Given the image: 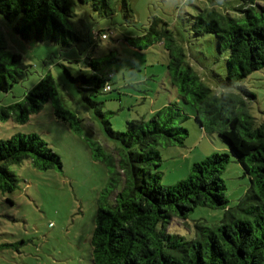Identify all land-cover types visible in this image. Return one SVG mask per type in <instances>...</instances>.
<instances>
[{"label": "trees", "instance_id": "trees-1", "mask_svg": "<svg viewBox=\"0 0 264 264\" xmlns=\"http://www.w3.org/2000/svg\"><path fill=\"white\" fill-rule=\"evenodd\" d=\"M209 1L211 7L197 9L191 30L195 36H214L216 52L224 59L222 81L233 87L264 68V4L257 0ZM84 6L105 18L118 11L125 19L134 16L131 0H0V15L13 23V31L22 40L69 48L82 38L69 28V21ZM185 36L153 18L146 34L130 38L133 47L142 38L147 40L145 48L153 43L163 47L167 83L177 102L153 111L147 120L126 121L124 131L111 128L102 103L95 100L111 91L113 75L97 74L98 63L89 58L91 74L70 77L101 124L103 144L83 134V118L59 106L49 74L22 100L0 107V121L22 124L53 100L55 118L81 137L92 160L105 167L108 180L96 198L89 242L91 264H264V124H258L248 111L247 100L254 96L247 89L213 92L204 84L188 62ZM26 70L22 55L10 50L0 33V91L8 93L22 81ZM178 102L189 106L191 115ZM190 116L202 132L220 138L228 152L211 154L192 164L185 179L162 186L157 147L161 143L182 145L188 135L182 124ZM231 157L248 176L249 187L237 204L227 207L221 174ZM23 160L42 171L61 169L59 156L35 133L0 139V192L10 193L17 187V178L6 164ZM198 206L224 209L223 218L212 226L195 222L189 238L165 231L169 221L185 220Z\"/></svg>", "mask_w": 264, "mask_h": 264}, {"label": "rangeland", "instance_id": "rangeland-1", "mask_svg": "<svg viewBox=\"0 0 264 264\" xmlns=\"http://www.w3.org/2000/svg\"><path fill=\"white\" fill-rule=\"evenodd\" d=\"M257 2L264 4V0ZM131 3L132 19H125L121 11L105 18L89 6L77 8L68 26L82 38L69 48L22 40L13 31V23L0 15V33L9 49L20 53L27 66L20 83L8 93L0 91V107L22 100L27 91L49 74L59 106L83 118V134L103 144L106 140L100 122L82 100L78 83L70 79L78 74H91L87 62L93 58L98 63L97 74L113 75L111 91L95 98L102 103L101 110L111 128L124 131L128 120L149 119L153 111L177 102L166 79V52L158 43L145 48L144 38L136 40L133 47L130 38L146 34L151 20L160 18L173 32L186 35L183 47L188 62L204 84L213 92L247 89L254 96L247 100L248 111L258 124H264V68L233 87L226 86L222 81L224 59L216 52L214 36H195L191 30L197 9L211 7L209 0H131ZM220 9L225 11L224 5ZM102 33L107 36L104 38ZM53 103V100L44 103L22 124L0 121V139L17 133H35L61 162V169L46 171L35 169L29 160L6 164L18 182L12 192H0V264H91L89 242L95 224L96 198L105 187L108 174L101 163L92 160L81 137L55 118ZM178 103L191 115L189 106ZM182 126L188 133L182 145L161 143L157 147L161 159L158 183L162 186L185 179L192 164L227 151L225 143L215 134L202 132L192 116ZM221 179L227 207H232L245 195L249 178L231 157ZM223 215L224 209L198 206L185 220L169 221L165 231L189 238L195 222L212 226Z\"/></svg>", "mask_w": 264, "mask_h": 264}, {"label": "built area", "instance_id": "built-area-1", "mask_svg": "<svg viewBox=\"0 0 264 264\" xmlns=\"http://www.w3.org/2000/svg\"><path fill=\"white\" fill-rule=\"evenodd\" d=\"M103 36H104V35H103ZM105 37H106V36H104V38H105ZM106 89L108 90V89H109V86H107Z\"/></svg>", "mask_w": 264, "mask_h": 264}]
</instances>
